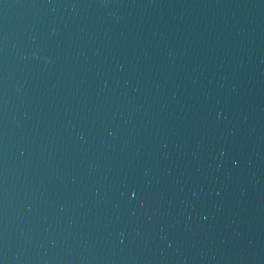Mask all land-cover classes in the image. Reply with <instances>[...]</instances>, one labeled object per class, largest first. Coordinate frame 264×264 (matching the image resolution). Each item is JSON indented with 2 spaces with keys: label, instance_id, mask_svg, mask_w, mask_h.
Returning a JSON list of instances; mask_svg holds the SVG:
<instances>
[{
  "label": "water",
  "instance_id": "water-1",
  "mask_svg": "<svg viewBox=\"0 0 264 264\" xmlns=\"http://www.w3.org/2000/svg\"><path fill=\"white\" fill-rule=\"evenodd\" d=\"M0 264H264V0H0Z\"/></svg>",
  "mask_w": 264,
  "mask_h": 264
}]
</instances>
